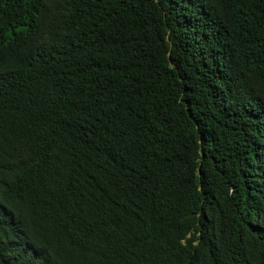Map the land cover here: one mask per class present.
Listing matches in <instances>:
<instances>
[{"label":"trees","instance_id":"1","mask_svg":"<svg viewBox=\"0 0 264 264\" xmlns=\"http://www.w3.org/2000/svg\"><path fill=\"white\" fill-rule=\"evenodd\" d=\"M0 264H264V0H0Z\"/></svg>","mask_w":264,"mask_h":264}]
</instances>
